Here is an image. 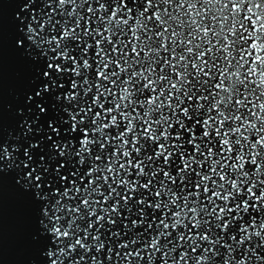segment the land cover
<instances>
[{
	"label": "snow or ice",
	"instance_id": "obj_1",
	"mask_svg": "<svg viewBox=\"0 0 264 264\" xmlns=\"http://www.w3.org/2000/svg\"><path fill=\"white\" fill-rule=\"evenodd\" d=\"M0 264H264V0H0Z\"/></svg>",
	"mask_w": 264,
	"mask_h": 264
}]
</instances>
